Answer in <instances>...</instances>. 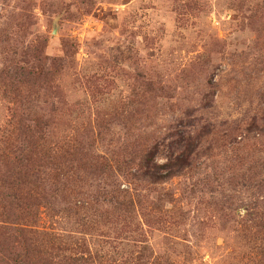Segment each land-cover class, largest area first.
<instances>
[{
    "label": "rangeland",
    "instance_id": "obj_1",
    "mask_svg": "<svg viewBox=\"0 0 264 264\" xmlns=\"http://www.w3.org/2000/svg\"><path fill=\"white\" fill-rule=\"evenodd\" d=\"M0 264H264V0H0Z\"/></svg>",
    "mask_w": 264,
    "mask_h": 264
},
{
    "label": "trees",
    "instance_id": "obj_2",
    "mask_svg": "<svg viewBox=\"0 0 264 264\" xmlns=\"http://www.w3.org/2000/svg\"><path fill=\"white\" fill-rule=\"evenodd\" d=\"M33 140V139H32ZM34 141V140H33ZM37 144V142H35ZM145 168L147 169L148 168V172L146 171L145 174L147 173V176L149 179L153 180V182L155 184H164L166 183L168 180H169V177H166L165 175H162L161 172H163L164 169H159L158 167H155L153 165H151V162L150 161H147L146 165H145ZM182 168V169H181ZM184 167V163L180 164L177 168L178 169H181L183 170ZM169 170V176H174L177 174V170L176 172L174 173L173 168L170 167V169H167ZM172 172V173H171ZM171 174V175H170Z\"/></svg>",
    "mask_w": 264,
    "mask_h": 264
}]
</instances>
